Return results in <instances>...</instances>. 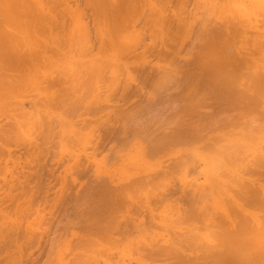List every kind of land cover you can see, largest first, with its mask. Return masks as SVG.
Returning a JSON list of instances; mask_svg holds the SVG:
<instances>
[{
    "label": "bare ground",
    "instance_id": "1",
    "mask_svg": "<svg viewBox=\"0 0 264 264\" xmlns=\"http://www.w3.org/2000/svg\"><path fill=\"white\" fill-rule=\"evenodd\" d=\"M155 116L158 135L141 123ZM82 175L90 204L66 221L96 232L75 244L54 219ZM40 250L46 264H264V0H0V264Z\"/></svg>",
    "mask_w": 264,
    "mask_h": 264
},
{
    "label": "rangeland",
    "instance_id": "2",
    "mask_svg": "<svg viewBox=\"0 0 264 264\" xmlns=\"http://www.w3.org/2000/svg\"><path fill=\"white\" fill-rule=\"evenodd\" d=\"M167 84H172V83L169 82V83H166V85H167ZM164 85H165V84H164ZM164 85H163V86H164ZM166 85H165V87H167ZM168 86H169V85H168ZM165 87H163V89H164ZM172 87H174V86H169V89L172 88ZM165 89H166V88H165ZM172 89H174V88H172ZM160 90H162V88H161ZM163 91H164V90H163ZM175 91H176V90H175ZM158 92H159V90L155 93V96L158 94ZM161 92H162V91H160L159 94H160ZM171 92H173V91H171ZM171 92H170V93H171ZM177 92H178V91H177ZM177 92H176V94H177ZM173 93H174V92H173ZM165 94H167L166 96H168V98H169L170 96H173L175 93H174L173 95H172V93L169 94V92H168V87H167V93H166V91H165ZM166 96L163 95V99H162V101L164 100V97H165V99L167 98ZM157 97H159V96H157ZM160 97H162V93H161V96H160ZM160 97L157 99V100H159V101H156V97H155V99H154V98L152 99V101H154L153 104H152L153 106H154L156 103H157L159 106L163 104L161 107H163L165 103H166V105H167V101H168V100L166 99L165 101H163V102H165V103H162V102H160V100H161ZM176 97H177V95H175V99H176ZM140 99H141V100H140ZM140 99H139V102H140V103L143 102V103H141V105H142L141 107H143V109L141 108V109L139 110V112L142 110L143 113H140V114H144V116H145V113H146V115H147V111L144 112V111H145V110H144V107L148 106V104L146 105V104H144V102L146 103L147 100H148V102H149V100H150L151 98H150V99L147 98V100H146V98H145V99H144V98H140ZM171 99H174V96H173V98L171 97ZM171 99L168 101L170 106H171V104H170ZM143 100H145V101H143ZM152 101H150V102H152ZM175 101H176V100H174V102H175ZM155 102H156V103H155ZM174 102L172 103V105L176 103V102H175V103H174ZM154 103H155V104H154ZM159 103H160V104H159ZM144 105H145V106H144ZM159 106H158V109H159ZM161 107H160V108H161ZM168 107H169V106H168ZM146 108H147V107H146ZM149 108H150V104H149V106H148V109H149ZM156 108H157V107H156ZM156 108H154L153 110H155ZM165 108H166V106H165ZM165 108H162V109L164 110ZM150 109L152 110V108H150ZM146 110H147V109H146ZM153 110H152V111H153ZM156 110H157V109H156ZM163 110H162V112H161V111L159 112V110H158V112L160 113L159 115H162L161 113L166 112V111L163 112ZM166 110H168V109H166ZM148 111H149V110H148ZM169 111H170V110H169ZM139 112H137L138 114L136 113V114H137V115H135L136 117H139V116H138V115H140ZM155 112L158 114L157 111L152 112V114L155 113ZM167 114H168V112H167ZM149 115L151 116V113H150V112H149ZM165 115H166V114H165ZM141 116H142V115H141ZM150 116H149V117H150ZM152 116H153V115H152ZM157 116H158V115H157ZM166 116H168V115H166ZM136 117H135V119H134L133 122H135V120L139 119V118L136 119ZM147 117H148V116H147ZM149 117H148V119H146V116H145V117H143V118H140V120H141V119H146V120H149V121H150L152 118H149ZM155 117H156V116H155ZM155 117H154V118H155ZM159 117H160V116H159ZM162 117H163V118H162ZM162 117H161V118H162L163 120H161L160 118L156 117L157 119H155V120L153 119L154 122H153V121H152V122H149V121L145 122L146 120H143L144 122L142 121L141 123H142V124H143V123H146L145 125L143 124L144 127L141 126L140 123H139L138 121H136V123H139V127H143L142 129H147V128H145V126L147 127V125H148V129H147V130H149L150 132L153 131V134H154V135H156V134L158 135V134H159V131H160V132L162 131V130H161V127H160L159 124H161V122L164 121L165 116H162ZM187 118L189 119L190 117L186 116V119H187ZM158 119H160L161 122L156 121V120H158ZM188 119H187V120H188ZM190 119H191V118H190ZM189 121H191V120H189ZM193 121H194V119H193ZM191 122H192V121H191ZM136 123H135L134 125H137ZM147 123H148V124H147ZM156 123H157V125H156ZM149 124H150V125H149ZM154 124H155L156 126H155ZM195 124H196V122H195ZM153 125H154V127H153ZM192 125H194V123H193ZM137 126H138V125H137ZM151 127H153V128L150 129ZM159 127H160V128H159ZM154 129H155V130H154ZM156 129H159V131L156 130ZM154 131H155V133H154ZM119 132H120V131H119L117 128H115V129H113L112 132H111V131H110V132H106L105 135H104V137H103V139L101 140V142L103 143V147H104V146H105V148L108 147L107 150H108L109 152H112V153H113V150H112V148L110 147V146H112V145H107V144H109V143L111 144V142H110L111 140L114 141L113 144H114V143H117L116 146L119 145L118 142L120 143V140H121V139H122L121 141L124 140L123 137H122L124 134L122 133L123 135L121 134L122 136H121V135L119 136V134H120ZM115 133H116V134H115ZM109 134H110V135H109ZM117 134H118V135H117ZM107 136H108V137H107ZM106 138H107V140H106ZM119 138H120V139H119ZM126 140H127V139H126ZM126 140H124V142H125ZM104 142H105V143H104ZM121 143H122V142H121ZM123 144H124V143H123ZM106 145H107V146H106ZM120 145H121V144H120ZM116 146H115V147H116ZM121 146H122V145H121ZM115 147H114V148H115ZM119 147H120V146H119ZM119 147H117V148H119ZM171 160L174 161L175 159H171ZM169 161H170V160H169ZM169 161H167V162L169 163ZM173 161H171V162H173ZM173 163H174V162H173ZM169 164H171V163H169ZM166 165H167V164H166ZM167 166H169V165H167ZM86 169H87V168H86ZM86 169H85V170H86ZM89 170H91V169L89 168ZM89 170L87 169V171H88L89 173L86 174V175H87L86 177H87V178L89 177L88 179H89V181H90V179H91V178H90V175H91L92 173H91V171H89ZM84 173H85V172H84ZM90 173H91V174H90ZM83 176H84V175H82V177H83ZM93 176H94V175H93ZM93 176H91V177L93 178ZM86 177H85V176L83 177V179H84L83 181L81 180V179H82V178H81L80 180H81L82 182L79 180V182H81V183H79V184H77V185L75 186V187H76V190L74 191V193L77 194V193L79 192L77 195H75V196L73 195V196H72V193H73L72 190L75 189L74 187H73V189L71 190L72 192H71V194H70V198H68V200L70 201L72 198H76V199H72L70 202L67 201V202H69V203L65 202L64 204H62L63 206H66L65 204H67L68 207H67V206H66V207H62V205H60L61 208H58L59 213H58V210L56 211L57 214H59V215H58L59 218L62 219V220H61V219H59V220H58V219H54V221L56 220L55 222L58 223V227H59L60 229H59L58 227H57V228L55 227V224H56V223L54 224V221H53V217L55 216V218H57V214L53 215V217H52V222H53V223L50 225V229H51V230L53 229V228H51V227H53V224H54V227H55L54 229H56V231H58L57 233H55V236L58 237V238H60V239H61V236H59V234H60L62 231L65 230V228L67 227L66 225L69 223V222H68L69 220H71L70 223H72V221L74 222L73 219L75 218V222L78 221L77 223H79V219H80V218L77 220L78 217L76 218V213H77V212H75V210H76V209L78 210L79 208H81V206H83L84 204L86 205V204H88V203L90 202V200H89V202H87V201H88V196H87L86 194H84L90 186H89L88 188H85L86 191H84L85 189H80V188H79L80 185L83 186V185L85 184V179H86ZM94 178H95V176H94ZM94 178H93V179H94ZM101 178H102V177H101ZM95 179H96V178H95ZM86 180H87V179H86ZM100 180H102V179H100ZM89 181H88V183H89ZM92 181H93V180H92ZM96 182H97V183L99 182V177L97 178ZM91 183H92V182H91ZM91 183H90V184H91ZM94 183H95V180H94V182L92 183L93 185H91V186H94L95 184L98 185L97 183H95V184H94ZM85 187H87V186H85ZM81 188H82V187H81ZM174 188H175V187H174ZM174 188H173V189H174ZM78 190H80V191H78ZM77 191H78V192H77ZM76 192H77V193H76ZM80 192H81V193L84 192V193H83L84 195H82ZM74 193H73V194H74ZM82 196H84L86 199H85L84 197H82ZM86 196H87V197H86ZM78 198H79V199H78ZM81 198H84L85 200H84V199H83V200L86 201V202H85V203H84V201L82 202V201H81ZM73 200H75V201L73 202ZM78 200H80L81 203H82V204L84 203V204H83V205L79 204L80 201H78ZM72 202H73V204H75V205L77 204L78 206H75V207H74V205L72 204ZM75 202H76V203H75ZM70 203H71V204H70ZM68 204H69V205H68ZM89 204H90V203H89ZM71 205H73V206H71ZM79 205H80V207H79ZM76 207H77V208H76ZM85 207H86V206H85ZM62 208H63V210H64V208H65V211H63ZM74 208H75V209H74ZM60 209H61V210H60ZM81 209H84V207H82ZM77 210H76V211H77ZM85 210H86V209H84L83 211H85ZM79 211H80V209L78 210L77 215L80 214ZM63 212H64V214H63V218H62V213H63ZM81 212H82V210H81ZM142 212H143V213H141V215L144 214V211H142ZM66 216H67V217H66ZM72 216H74V217L72 218ZM65 217H66V218H65ZM68 217H69L70 219H69ZM80 217H81V216H80ZM64 219H65V221H64ZM66 219H68V221H66ZM81 220H82V219H81ZM60 221H61V223H60ZM64 222H65V223H64ZM75 222H74V223H75ZM63 223H64V226H66L65 228H63L64 226L62 227ZM70 223H69V226H70V227H68L69 230H68L67 232H71V231H73V232L75 233V236H73L72 239H70V240L73 241V242L71 241L72 243L79 244L80 241H82V243H83V240H84V239L81 238L80 241H79V239H78V232H79V231H81L80 234H81V233L83 234V231L85 232V230H87V234H90V235H94V233L96 232L95 226H94V228H93V225H91L90 223H88V224H90L89 226L87 225V222H86L85 225H87L88 227L92 226L93 230H92L91 232H94V231H95L94 233H90V232H89L90 228H89V229H86V228H88V227H87V226H84V225H82V226L79 227V228L77 227L76 229H74V228H72L73 226H71ZM77 223H76V224H77ZM83 223H85V222L82 221V224H83ZM59 224H60V225H59ZM80 224H81V222H80ZM73 225H74V227H76L75 224H73ZM60 226H61L63 229H62ZM77 226H79V225H77ZM92 228H91V229H92ZM57 229H58V230H57ZM61 229H62V231H61ZM51 230H50V232H51V236H50V233H49V235H47V234H48V233H47V234H46L47 237H52V236L54 235V234H52L53 232H52ZM82 230H83V231H82ZM53 231L56 232L55 230H53ZM59 232H60V233H59ZM67 232L65 231V233H67ZM58 233H59V234H58ZM85 233H86V232H85ZM61 234H62V233H61ZM67 234H69V233H67ZM55 236H54V237H55ZM80 236H81V235H80ZM85 236H86V235H85ZM42 237L45 238L44 235H43ZM44 238H42V239H43V242H40V247L43 245L44 249H42V250H43V251H44V250L48 251L47 249L50 248V246H49V244H50L49 238H47V239L45 240V241L48 240V242H49V244H47L48 242L45 243V244H47V248H46V246H45L44 244L41 245V243H44V242H45V241H44ZM58 238H57V239H58ZM83 238H85L84 235H83ZM86 238H87V236H86ZM42 239H41V240H42ZM50 239H51V238H50ZM64 239H65V238H64ZM54 240H55V239H54ZM58 241H59V240H58ZM53 242H54V241H53ZM53 242H51V243H53ZM56 242H57V241H56ZM56 242H55V243H56ZM59 244H60V243H58V245H59ZM75 244H74V245H75ZM58 245H57V243L55 244V246H54V249H55V250H56V248H57ZM70 245H71V244H70ZM72 245H73V244H72ZM72 245H71V246H72ZM71 246H70V247H71ZM36 247H37V246H36ZM40 247H39V248H40ZM39 248H37L36 252H38ZM52 248H53V246H52ZM72 248H73V246H72ZM40 249H41V248H40ZM54 249H53V250H54ZM34 250H35V249H34ZM49 250H50V249H49ZM51 250H52V249H51ZM40 252H41V250L39 251V253H40ZM55 252H56V251H54V253H55ZM72 252H73V251H72ZM34 253H35V252H34ZM39 253H38V254L35 253L37 256H36V255H33V256H35V257H32V260H33V261H34V258H35V260H36V259L38 260V257H40V258H39V259H40L39 261L42 262L43 259L41 260V257H42V258L44 257V259H45L44 262H45V263H44V262H42V263H43V264H46L47 261H48L49 259H50V260L52 259V258H49L50 256H52L51 254H46V255L44 254V256H43V253H44V252H43V253L41 252L42 255L40 254L41 256H39ZM47 253H48V252H47ZM54 253L52 252L53 255H55ZM68 254H70V253H68ZM68 254H66V255H68ZM74 254H75V253L71 254V257H72V255H73V257H74ZM48 255H49V256H48ZM46 256H47V258H45ZM69 258H70V255H69ZM47 259H48V260H47ZM46 260H47V261H46ZM33 261H32V262H31V261H28L27 264H29V263L32 264ZM39 261H36V262L38 263ZM36 262L34 261V263H36ZM41 262H39L38 264H40ZM34 263H33V264H34ZM37 263H36V264H37ZM42 263H41V264H42Z\"/></svg>",
    "mask_w": 264,
    "mask_h": 264
}]
</instances>
